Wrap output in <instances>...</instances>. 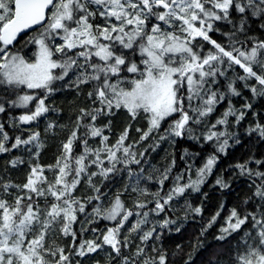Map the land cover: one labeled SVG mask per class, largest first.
<instances>
[{
	"label": "snow or ice",
	"instance_id": "1",
	"mask_svg": "<svg viewBox=\"0 0 264 264\" xmlns=\"http://www.w3.org/2000/svg\"><path fill=\"white\" fill-rule=\"evenodd\" d=\"M61 92L83 98L69 102L63 123V108L48 102ZM257 101L264 0H0V154L22 153L0 171V264H84L105 250L103 264H264ZM40 119L43 134L31 128ZM50 140L55 153L42 163ZM183 142L199 150L183 148L180 167ZM165 144V166L145 175ZM222 161L212 187L224 196L246 180L248 192L205 218L208 194L195 206L186 197ZM190 220L196 235L166 248Z\"/></svg>",
	"mask_w": 264,
	"mask_h": 264
},
{
	"label": "trees",
	"instance_id": "2",
	"mask_svg": "<svg viewBox=\"0 0 264 264\" xmlns=\"http://www.w3.org/2000/svg\"><path fill=\"white\" fill-rule=\"evenodd\" d=\"M245 95H250V93H245ZM83 98H79V100H77V98L75 97V94L73 92H61L58 95H55L51 100H49V104L51 103H55L58 107H62L64 110V116L62 118H60V122L63 123L67 120V116H68V112L70 110V101H75L76 103H79L80 100H82ZM233 103L236 105V107H239L241 103H243V98H239V99H234ZM262 105H264V101H257L256 102V107L253 109V111L256 110H260L261 111V115L264 116V108H262ZM222 110V109H218ZM0 117H3L6 119V117L4 116V114H0ZM47 119H56V117L52 114H49V116L47 117ZM252 119L251 113H248V119H246L245 121H243L239 131L241 132V134H245L244 130L248 127L249 121ZM124 120L123 114H121L120 116H117L115 118L114 124H113V135L111 137V139L114 141L115 136L119 134V132L122 130V122ZM106 121H101V123H105ZM44 125H45V119H40L39 123H32L31 124V128L32 129H36L39 130L42 134H43V130H44ZM139 125H134L133 126V130H132V136L130 137V140L133 138H138L135 134V127H137ZM27 130V126H25V131ZM105 135H108V131L105 130ZM255 142V141H254ZM147 143H150V141H148ZM248 143L247 140L244 141V143H241L238 147L235 148V153L234 155H241L242 150L245 149V145ZM144 145L142 144L141 147H143ZM189 148L190 152L193 151H198L199 149L197 147H194L192 145V142H183L181 144H179L177 146V162L178 164H180V167H183V163H181L179 161V152L182 151L183 148ZM259 150L264 151V144H261L258 146ZM165 149H167L169 152L172 151V149H170L168 147L167 144H165L164 147L160 148L158 151L156 152H152L149 159H150V164H148V166L145 168V175H147L149 169H151L153 166L157 167V168H163L165 166ZM56 150V144L53 141H49V145L46 146V151L43 152V155L41 156V162L42 163H49L51 162V158L53 157L54 153ZM139 150V149H137ZM207 151V149L205 150ZM253 151H256V149H253ZM22 155V153L20 151H13L11 153V155H4V154H0V171H2L4 169L5 166V162L9 159L12 158V156H19ZM259 158V157H257ZM25 162H27V156H24ZM168 160H171V156L168 157ZM228 161H222L219 166L216 168L215 173L210 176L206 182L201 185V189L202 191L199 194L196 193H192L189 197H186V199L191 200V202L193 203V205L195 206L196 204H200L201 203V198L203 197V195L205 193L208 194V199L204 201V207H205V211H204V217L207 218L210 213L212 211L215 210V208L219 205L220 200L224 199L227 201L228 206H231L232 203L234 201L237 200V198L239 199H243V197L247 194L248 189H247V181L246 180H238L235 181L232 185H231V189L230 190H225V195L221 196L220 194V190L219 189H215L212 187L213 185V181L216 178V174H218L220 172V170L222 168L225 167V164ZM196 167H199L200 161L197 160L194 162ZM26 166V163H25ZM253 167H255V165H253ZM25 171L24 167H20L17 170H14L10 173V175L12 176V178L14 180H19V178L22 177L23 173ZM177 171H179V168H177ZM194 175V172H193ZM227 175H231V173H228ZM122 183V182H121ZM171 182L169 181V184ZM168 185H165V190L167 189ZM115 190V189H113ZM183 204L184 201L180 200L178 204H174L173 207L176 209L175 211V215L176 216H181L182 212H183ZM162 218V217H161ZM77 227H79L77 225ZM199 223H197L196 221H189L187 223V226L184 228L183 233L178 236L175 233H172L170 235V237L166 236L165 240H164V246L167 248L169 246L174 247V243H180L181 240H183L185 243H187L188 237L189 235L191 236H195L196 232L199 231ZM217 227H219V225H217ZM195 229V230H193ZM215 235V229L210 230L209 232V237L207 239V243L208 244H212V236ZM86 239L88 238L87 236L85 237ZM138 240V237H137ZM150 247V245H149ZM187 251V249H185ZM107 250H105V252L103 253H97V255L90 257L89 259H86L84 261V264H92V261L95 260H99L101 262V264H103L104 261V257L106 255Z\"/></svg>",
	"mask_w": 264,
	"mask_h": 264
}]
</instances>
